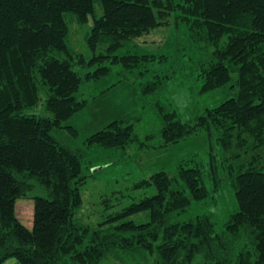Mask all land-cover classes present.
Listing matches in <instances>:
<instances>
[{
    "label": "trees",
    "instance_id": "16d2710c",
    "mask_svg": "<svg viewBox=\"0 0 264 264\" xmlns=\"http://www.w3.org/2000/svg\"><path fill=\"white\" fill-rule=\"evenodd\" d=\"M67 15L80 25L92 20L90 58L69 45ZM170 24L197 48H212L198 74L200 92L228 86L234 96L188 123L160 107L162 126L143 145L156 140L164 151L215 133L223 157L219 165L210 151L207 174L213 191L219 171L227 174L237 205L221 235L207 216L170 221L209 196L193 160L178 165L174 180L159 171L138 182L134 188L156 193L89 224L79 215L86 182L80 156L53 135L74 132L63 122L86 106L84 93L113 66L156 59L115 55L125 42ZM157 86L149 82L144 92ZM41 96L43 114H27ZM133 131L132 123L114 120L86 143L128 147L138 141ZM29 199L30 229L16 210ZM108 202L100 200L105 210ZM144 213V221H123ZM0 264H264V0H0Z\"/></svg>",
    "mask_w": 264,
    "mask_h": 264
},
{
    "label": "rangeland",
    "instance_id": "374dc122",
    "mask_svg": "<svg viewBox=\"0 0 264 264\" xmlns=\"http://www.w3.org/2000/svg\"><path fill=\"white\" fill-rule=\"evenodd\" d=\"M97 8V14H100ZM69 29L68 43L77 54L90 58L91 53L85 37L92 28V20L80 25L72 15L66 16ZM211 49L197 48L189 42L182 27L176 29L173 24L154 29L135 40L127 41L115 52V55H153V61L141 62L137 67L124 68L113 66L105 78L93 83L92 89L84 93L88 100L86 106L73 117L64 121L63 127L54 130V137L81 159L86 182L81 187L82 207L79 215L86 222L95 225L107 216L119 212L132 203H137L156 193L153 186L134 188L142 180H148L154 173L164 171L170 179L177 178V167L184 161L193 160L203 173V181L209 196L201 201H191L181 212L170 217L171 222H183L197 216H207L214 226L216 234L225 232V225L236 212L237 205L230 178L219 171V188L213 191V182L209 178L208 155L213 149L220 165L223 153L216 144L215 133H201L168 147L157 148L156 140L144 146L145 136L162 126L158 109L174 112L178 120L191 122L207 109L218 106L234 96L227 87L202 93V80L198 74L200 68L211 57ZM158 81L153 93H145L149 82ZM44 97L36 108L27 114L42 115ZM114 120H125L133 124V132L138 137L128 147L104 149L88 145L86 139ZM141 143V144H140ZM190 167L193 163L188 164ZM220 169V167H219ZM173 186L181 190L180 181ZM110 197L109 209L100 203L102 198ZM17 214L29 229L32 228L33 202L21 200L17 203ZM147 214H139L123 221H144Z\"/></svg>",
    "mask_w": 264,
    "mask_h": 264
}]
</instances>
